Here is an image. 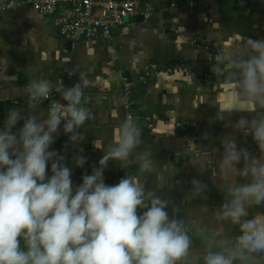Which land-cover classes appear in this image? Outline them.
Returning <instances> with one entry per match:
<instances>
[{
  "label": "clouds",
  "instance_id": "1",
  "mask_svg": "<svg viewBox=\"0 0 264 264\" xmlns=\"http://www.w3.org/2000/svg\"><path fill=\"white\" fill-rule=\"evenodd\" d=\"M222 59L235 87L231 107L218 110L216 119L251 135L260 152L238 148L231 135L223 138L221 174L245 182L221 185L224 200L213 215L220 224L238 226V235L190 224L170 199L146 186L142 178L157 165L150 154L137 152L142 130L131 116L115 129L98 166L74 185L65 156L51 145L61 127L73 147L85 139L81 128L92 118L82 103L89 80L81 73L72 86H56L64 103L53 102L42 118L36 110L53 84L33 78L24 90L36 102L31 114L9 109L0 128V264H264V211H249L264 208V38L242 37L239 49ZM237 113L251 118L241 115L233 122ZM73 161L82 168L87 158L77 155ZM109 161L123 169L134 163L138 173L108 185ZM165 186L157 173V188L163 192ZM207 190L193 178L186 199L206 200ZM195 240L202 251L195 250Z\"/></svg>",
  "mask_w": 264,
  "mask_h": 264
},
{
  "label": "crops",
  "instance_id": "2",
  "mask_svg": "<svg viewBox=\"0 0 264 264\" xmlns=\"http://www.w3.org/2000/svg\"><path fill=\"white\" fill-rule=\"evenodd\" d=\"M203 1L207 4L204 9L191 7L187 0H142L143 9H150L148 16L128 18L111 38L81 41L62 37L55 18L52 22L29 5L0 11V128L9 109L31 114L24 90L33 78L47 79L56 88L78 82L83 73L89 85L82 103L92 113L81 128L85 139L73 147L61 127L51 145L65 156L73 184L82 183V176L98 166L102 149L112 143L115 129L131 114L142 130L137 152L150 154L157 165L156 172L142 178L146 186L170 199L190 224L238 235V226L220 224L213 215L224 200L221 185L229 179L245 182L221 174L223 138L231 135L238 148H247L256 156L260 152L251 135L244 136L216 119L218 110L231 107L230 90L235 87L229 82L222 54L237 51L242 37L264 38V0ZM151 65L158 70L139 80ZM132 79L131 109L124 106L121 92ZM16 100L22 102H12ZM48 109L39 105L36 112L46 118ZM241 115L251 118L237 113L231 120ZM179 122L194 123L195 127L182 130ZM196 146L211 155L195 157L192 150ZM77 155L87 158L82 168L74 164ZM137 173L134 163L123 169L118 162L109 161L104 179L114 185L125 174ZM157 173L160 183L166 185L163 192L157 188ZM193 178L208 185L206 200L186 199ZM168 210L171 214V206ZM249 211L252 214L264 208ZM194 248L202 251L199 240Z\"/></svg>",
  "mask_w": 264,
  "mask_h": 264
},
{
  "label": "built area",
  "instance_id": "3",
  "mask_svg": "<svg viewBox=\"0 0 264 264\" xmlns=\"http://www.w3.org/2000/svg\"><path fill=\"white\" fill-rule=\"evenodd\" d=\"M187 2L194 8L204 9L207 6L203 0H187ZM22 5H29L45 16H54L60 34L69 41L90 40L100 36L111 38L114 30L125 25L128 18L138 15L148 16L150 13L149 8L143 9L142 0H0V11L13 10ZM157 70L158 66L151 65L139 80H145ZM75 83L77 82L66 87ZM134 84L135 80H127L121 92L126 108L133 107ZM84 97H86L85 93ZM55 101L64 103L56 88H53L50 97L39 102V105L49 108ZM12 102L20 104L22 101ZM25 102L29 105L36 103L29 98ZM129 116L133 118V115L129 114ZM178 127L187 130L189 127H195V124L179 122ZM192 151L195 157L211 155L210 151L197 146ZM212 170L215 168L212 167Z\"/></svg>",
  "mask_w": 264,
  "mask_h": 264
},
{
  "label": "water",
  "instance_id": "4",
  "mask_svg": "<svg viewBox=\"0 0 264 264\" xmlns=\"http://www.w3.org/2000/svg\"><path fill=\"white\" fill-rule=\"evenodd\" d=\"M48 18L53 22L54 21V16H48Z\"/></svg>",
  "mask_w": 264,
  "mask_h": 264
}]
</instances>
